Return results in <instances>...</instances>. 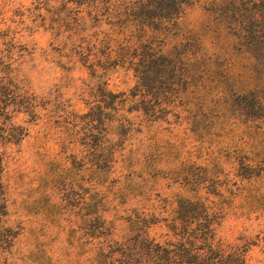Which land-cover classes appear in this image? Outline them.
I'll return each mask as SVG.
<instances>
[{
  "label": "rangeland",
  "instance_id": "rangeland-1",
  "mask_svg": "<svg viewBox=\"0 0 264 264\" xmlns=\"http://www.w3.org/2000/svg\"><path fill=\"white\" fill-rule=\"evenodd\" d=\"M81 15L62 0H0L15 73L37 104V117L16 115L28 134L5 161L6 221L16 232L10 264H111L97 255L107 237L95 211L121 239L130 209L167 215L179 197L219 204L224 241H247L246 264H264V118L247 93L259 84L247 81V55L232 57L242 79L234 89L220 70L188 92L156 81L147 97L169 102L154 120L132 110L142 98L130 97L133 73L98 62L104 47L95 48L97 28ZM183 22L223 51L201 3ZM149 231L159 239L165 226Z\"/></svg>",
  "mask_w": 264,
  "mask_h": 264
},
{
  "label": "trees",
  "instance_id": "trees-1",
  "mask_svg": "<svg viewBox=\"0 0 264 264\" xmlns=\"http://www.w3.org/2000/svg\"><path fill=\"white\" fill-rule=\"evenodd\" d=\"M62 1L83 13L81 18L94 21V46L104 47L98 62H114L133 73L136 84L130 97L142 98L132 100L139 103L132 110L154 120L161 118L157 112L169 101L147 97L154 94L156 81L187 91L209 82L220 70L224 72L221 82L231 83L234 89L242 79L231 72L232 57L247 55V81L259 83L247 93L253 108L264 118V91L259 90L264 86V0ZM198 3L225 39L223 51L206 47L203 35L183 22L187 8ZM13 38L9 27L0 30V264H10L8 254L16 237L6 221L5 161L8 148L17 146L28 134V128L15 118L20 113L37 117L36 96L13 67ZM90 62L94 68L96 63ZM96 212L94 221L107 237L99 243L97 255L111 264H246L247 241H224L220 235L223 208L207 198L179 197L167 215L156 213L155 206L152 211L130 209L122 217L126 225L121 239L113 238L112 222L106 224ZM158 223L165 226L159 239L149 231Z\"/></svg>",
  "mask_w": 264,
  "mask_h": 264
}]
</instances>
